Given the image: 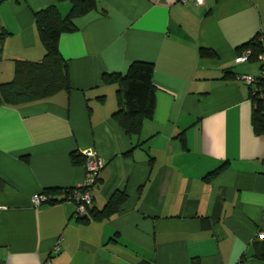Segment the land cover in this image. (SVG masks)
<instances>
[{
  "label": "crops",
  "instance_id": "0c3cea01",
  "mask_svg": "<svg viewBox=\"0 0 264 264\" xmlns=\"http://www.w3.org/2000/svg\"><path fill=\"white\" fill-rule=\"evenodd\" d=\"M96 1L59 38L70 90L0 104V264H264L255 243L264 233V134L253 131L254 86L241 77L260 75L262 50L238 62L264 31V0ZM55 3L0 0V82L13 78L16 60L42 59L34 13ZM133 61L153 64L155 109L128 136L113 119L117 85L101 78ZM89 149L105 165L78 218L65 193L83 183L85 167L70 154ZM49 189H60L54 202L33 205ZM115 193L125 202L95 217Z\"/></svg>",
  "mask_w": 264,
  "mask_h": 264
},
{
  "label": "trees",
  "instance_id": "16d2710c",
  "mask_svg": "<svg viewBox=\"0 0 264 264\" xmlns=\"http://www.w3.org/2000/svg\"><path fill=\"white\" fill-rule=\"evenodd\" d=\"M67 2L68 11L63 14L57 3ZM96 0H56L34 13L35 28L44 46V55L39 61L16 60L13 78L0 82V104L21 106L45 99L59 91H69L71 88L68 65L59 51V38L63 33L74 32L78 29L77 18L95 10ZM4 33L0 32V46ZM258 36L241 48L252 47L248 61L256 58L262 50V44L257 43ZM242 53V52H241ZM240 53V54H241ZM201 57L215 56L213 50L200 48ZM153 64L147 61L131 62L124 73H105L101 82L117 85L118 108L113 119L128 136H137L145 120L152 119L155 109V86L153 84ZM264 86V82L261 83ZM249 96L252 102L251 124L256 135L264 134V99L259 96L256 87H250ZM73 164H84L85 157L77 152H71ZM225 167V163L214 169L209 175L216 174ZM100 173V172H99ZM95 177V182L98 176ZM4 181L0 178V189ZM66 188L63 191H70ZM60 189L44 190L47 202L53 203L51 194L59 193ZM50 194V195H49ZM124 193H115L106 203L102 212H95V217L114 214L125 202ZM90 208H87L89 211ZM84 216V215H83ZM81 217V216H80ZM79 218V217H78ZM256 257L264 261V238L256 240ZM190 264H200L193 258Z\"/></svg>",
  "mask_w": 264,
  "mask_h": 264
},
{
  "label": "built area",
  "instance_id": "2783aa9c",
  "mask_svg": "<svg viewBox=\"0 0 264 264\" xmlns=\"http://www.w3.org/2000/svg\"><path fill=\"white\" fill-rule=\"evenodd\" d=\"M181 3H186L188 0H178ZM193 2L197 5H201L204 3V0H193ZM258 40L264 44V31H261L258 35ZM250 51L245 50L241 56L238 58V62L247 61L249 57ZM261 72L259 76L253 75H243L241 76L243 80L250 86L256 87L259 92V96L264 99V86H262V82H264V48H262L261 53ZM85 162V179L83 183L75 190H72L70 193H65V198L69 201H73L75 203V215L77 217L83 216L87 210V208L92 203V195H91V187L95 182V177L104 167L105 162L102 158H100L94 150H87L84 154ZM67 192V191H66ZM47 202V196L45 194H36L32 197V203L35 206H38L42 203ZM259 238H264V233H258Z\"/></svg>",
  "mask_w": 264,
  "mask_h": 264
}]
</instances>
